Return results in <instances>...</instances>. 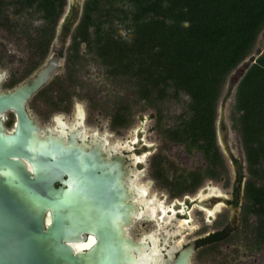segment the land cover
<instances>
[{
    "label": "trees",
    "instance_id": "1",
    "mask_svg": "<svg viewBox=\"0 0 264 264\" xmlns=\"http://www.w3.org/2000/svg\"><path fill=\"white\" fill-rule=\"evenodd\" d=\"M67 5L0 0V30L28 51L27 74L49 52ZM263 32L264 0H86L69 48L72 62L85 43L113 85L131 87L155 110L163 140L201 154L205 165L196 170L179 173L168 161L158 171L174 197L229 176L218 144V110L229 77L249 59L230 119L245 154L242 231L252 254L264 252V49L255 52ZM4 47L0 61L8 62Z\"/></svg>",
    "mask_w": 264,
    "mask_h": 264
},
{
    "label": "flooded vegetation",
    "instance_id": "2",
    "mask_svg": "<svg viewBox=\"0 0 264 264\" xmlns=\"http://www.w3.org/2000/svg\"><path fill=\"white\" fill-rule=\"evenodd\" d=\"M61 21L62 19L49 52L26 76L27 78L8 81L7 71H0L6 73L0 82V94L12 92L19 85L30 80L44 66L48 58L57 55L61 60L59 69L48 83L27 100L26 111L40 129L39 135L44 141L59 142L63 147L62 150L82 151L84 155H88L90 165L99 162L109 168L112 166L121 173V182L125 191L124 206L127 208L128 220L130 219L123 226L125 236L138 245H148L149 248L154 245L163 254L164 259L169 258L170 251L172 259L173 256L178 257L192 244L195 247L193 257L197 255L200 260H207L208 255L214 258L223 257L224 253H221L224 251L223 248L231 251L234 245H242L247 250L244 245L247 231H242L246 182L244 175L238 172V176L226 187L223 183L220 188L212 185L214 182L222 181L207 179L197 191L192 193L188 192L178 197L168 192L160 194L158 171L167 164L165 154L170 150L168 145L172 144L165 140L150 139V133L154 130L159 134L156 123L154 122L150 130L146 129L144 124L149 119L155 120L156 115L152 114L147 118L144 101L135 94H131V99L128 95L118 99L107 96L101 101L102 91L110 95L106 91L108 86L104 85L101 91H93L94 87L85 80L88 74L81 75L86 71L85 66L90 67L96 63L94 53L82 43L78 57L73 58L72 62L69 61L70 55L75 56V51L69 48L72 44V34L77 27H73L76 13L67 15L66 19ZM90 55L93 58L89 57ZM68 63L71 64V69L67 67ZM70 70H72L71 74H69ZM99 101L103 109L100 106L96 116L94 110L98 108ZM0 121L7 133H14L17 124L14 111H6L0 116ZM136 122H139L138 126ZM128 131L132 135L127 134ZM203 164L205 165V162ZM182 171L178 172L182 173ZM102 172L104 169L97 171L98 174ZM56 186L60 187V184ZM158 204H164L166 208L164 215L161 214V210L153 214L152 209L149 208H157ZM193 211L195 212L192 214ZM200 213L203 214L201 217ZM199 219L208 225L210 223L211 230L206 231L195 226L193 222ZM252 222V218H249V223ZM151 226L154 228L151 229ZM198 231L202 232L195 234ZM89 237L88 235L87 238ZM235 251L238 253L239 248Z\"/></svg>",
    "mask_w": 264,
    "mask_h": 264
},
{
    "label": "water",
    "instance_id": "3",
    "mask_svg": "<svg viewBox=\"0 0 264 264\" xmlns=\"http://www.w3.org/2000/svg\"><path fill=\"white\" fill-rule=\"evenodd\" d=\"M85 1L68 0L69 13H76L73 27ZM60 62L51 56L30 80L0 94V116L8 110L17 116L13 134L0 121V264H193V244L164 259L154 245H138L125 236L123 226L130 219L116 168L90 165L82 151L41 139L26 102ZM5 74L0 73V82Z\"/></svg>",
    "mask_w": 264,
    "mask_h": 264
},
{
    "label": "rangeland",
    "instance_id": "4",
    "mask_svg": "<svg viewBox=\"0 0 264 264\" xmlns=\"http://www.w3.org/2000/svg\"><path fill=\"white\" fill-rule=\"evenodd\" d=\"M69 12L70 11L67 6L61 22H63L66 19V14L69 15L70 14ZM72 17H74V15ZM120 34L122 36H127V32L124 30H121ZM5 45L8 46L7 48L8 50L6 52L7 54L3 53L1 55L6 54L7 55L6 59H8V62H14V63L13 64L8 63L7 60L0 61V71H3V70L7 71L8 81L13 80V79L23 80L27 78L26 76L28 75L27 73H28V68H29L28 65H30L28 61L26 62L27 51L17 49V47L13 45V42H10V40L7 38V34L4 31L0 30V53L5 50V47H4ZM263 49H264V32L261 34L259 38L258 45L255 51L256 54L258 53L259 50H263ZM82 50H84V48H82ZM89 57H92V55H90ZM89 57H86V58H89ZM248 61L249 59L246 62H244L242 65H240V67H238L229 77L228 82L224 88L222 100L220 102V106L218 110V118H217L218 144L223 153V158L225 160V164L228 168V173H229V176L226 178L225 181L218 182V183L214 182L212 184L214 186L217 185L219 188L222 185L221 183H223L225 187L228 186L231 180L233 181V178L238 176V172H241L244 175L245 180L247 178L245 154L243 151V147H242L239 135L232 128L230 114H231L232 106L235 100V90H236L237 83L239 79L242 77L243 70L245 69V66ZM95 62L96 63L90 67L85 66L84 70L86 71L85 72L83 71L81 75L84 73L88 74L85 80H87L88 83L94 87L92 89L93 91H97V90L101 91L104 85L108 86L107 88L108 90L106 91L109 92L110 95H107L106 93L104 94V91H102L103 95L101 94V96H103V99L101 98V101L106 99L104 97H107V96H111V99H118V97H121L123 95H128L129 98L131 99L132 98L131 94H134L133 91H131V87L122 88L120 86L113 85V83L108 78H105L107 77V75L105 74V69L101 65L98 58L95 59ZM3 84H1L2 87H3ZM74 89L76 91V88ZM101 101H99L98 108L94 110V114L96 116H97V111H99L100 106H102L101 109H103V105ZM143 105L145 107L144 112L147 118H149L150 115L155 114V110L150 109V107L146 106L145 102L143 103ZM175 111H179V109L175 108ZM165 114L167 115V113ZM154 122L155 120L149 119V121H146L144 124L145 128L149 130L152 129ZM138 124L139 122H136L137 126ZM156 132L157 131L154 130L153 133H150V139H154V140L159 139L160 141L163 140L160 133L157 134ZM127 134L132 135L130 131H128ZM168 146L170 147V150H168L165 156L168 161H171L173 165L177 167L178 171H182V170L187 171V172L193 171V170L200 168L201 165H204L203 164L204 161L200 153L194 152L192 154H189L185 150L183 145L181 146L168 145ZM161 154H162V150H161ZM159 186H160V192H159L160 194H167V192L171 194V192L167 188L162 187L161 184H159ZM168 202H166V205H168ZM194 212L195 211H193L192 214ZM202 215L203 214L200 213L199 216L201 217ZM193 224H195V226L201 229H204L206 231H210L212 228L210 223L208 225L206 224V222H203L201 219L193 222ZM150 228L152 229L154 227L151 226ZM201 232L202 231L200 232L198 231L195 234H200ZM238 248H239V251L238 253H236L235 250H237ZM223 250L224 251H221V253H224V256H223L224 258L223 257L214 258L208 255L207 260H200L198 259V257H196L197 255H195L193 257L192 262L193 264H264V252L252 254L248 252L242 245L240 246L234 245L233 247H231L230 249L231 251H226L225 248H223Z\"/></svg>",
    "mask_w": 264,
    "mask_h": 264
},
{
    "label": "bare ground",
    "instance_id": "5",
    "mask_svg": "<svg viewBox=\"0 0 264 264\" xmlns=\"http://www.w3.org/2000/svg\"><path fill=\"white\" fill-rule=\"evenodd\" d=\"M149 207V206H148ZM156 207L157 208H154V207H149L150 209H152V213L154 214L155 212H157V210H161V214H163L164 215V210H166V208H165V206H164V204H158V205H156ZM161 221H163L162 219H161Z\"/></svg>",
    "mask_w": 264,
    "mask_h": 264
}]
</instances>
